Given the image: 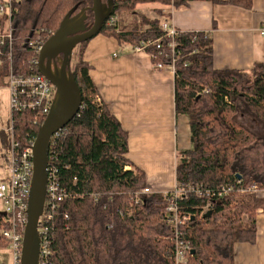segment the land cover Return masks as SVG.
<instances>
[{
	"label": "trees",
	"instance_id": "obj_1",
	"mask_svg": "<svg viewBox=\"0 0 264 264\" xmlns=\"http://www.w3.org/2000/svg\"><path fill=\"white\" fill-rule=\"evenodd\" d=\"M92 1L15 0L11 13L0 15V35L7 26L13 27L11 58L3 56L0 80H9L11 73H40L39 48L67 18L77 16ZM151 1L170 4L172 0H113L110 15L134 12L139 4ZM190 1L194 0H173V4L182 8ZM4 2L0 0V5ZM229 2L252 6V0ZM86 14L88 22L89 10ZM149 23L153 26L147 30L123 32L105 22L100 33L138 45L162 36L159 21ZM87 42L77 46L71 65L82 95L81 108L50 140L48 150V184H56L66 196L54 201V209L50 203L46 208L53 214L45 223L50 251L46 260L51 264H175L174 229L165 219L168 197L150 193L140 203H132L131 196L147 186L145 174L127 169L132 165L127 157L128 133L99 97L92 65L85 60ZM178 42L176 111L189 117L193 146L177 153L176 185L196 184L214 191L233 187L222 198L181 196L183 213L190 214L181 227L182 239L191 247L190 264H234L235 245L256 242L257 212L264 211V198L242 191L254 185L264 190V64L250 70L216 69L210 37L201 33L193 41L183 32ZM149 51L158 53L155 47ZM158 61L166 59L159 56ZM53 101L54 97L51 105ZM47 117L32 109L12 111V133L0 131V147L9 146L12 134L20 154L35 142ZM206 204L210 211L201 218ZM2 227L10 224L1 221ZM8 245L0 234V248Z\"/></svg>",
	"mask_w": 264,
	"mask_h": 264
},
{
	"label": "crops",
	"instance_id": "obj_2",
	"mask_svg": "<svg viewBox=\"0 0 264 264\" xmlns=\"http://www.w3.org/2000/svg\"><path fill=\"white\" fill-rule=\"evenodd\" d=\"M126 14L115 15L118 31L147 30L150 21L158 20L160 31L169 21L182 32L210 37L216 69L250 70L264 64V0H252L250 8L229 0H194L182 8H175L173 0L170 4L151 1ZM137 46L99 33L88 40L85 60L92 65L99 97L128 133L127 157L132 165L127 169L141 170L154 193L169 192L177 184L178 151L193 146L190 121L176 111V74L155 69L149 52H137ZM257 194L264 198V190ZM256 230L255 243L235 245L234 264H264L262 209L257 212Z\"/></svg>",
	"mask_w": 264,
	"mask_h": 264
},
{
	"label": "built area",
	"instance_id": "obj_3",
	"mask_svg": "<svg viewBox=\"0 0 264 264\" xmlns=\"http://www.w3.org/2000/svg\"><path fill=\"white\" fill-rule=\"evenodd\" d=\"M15 0H5L3 5H0V15L5 13H11L13 9V2ZM17 1V0H16ZM108 18L106 23L111 26H118L119 19L117 16H112L108 12ZM162 36L153 39L141 41L135 48L137 52L148 51L154 61V68L157 70H169L173 73H177V61L181 55L179 49L178 36L183 32L177 29L169 21H165L161 27ZM193 41H196L201 32L193 31L188 32ZM264 36V28L261 31ZM12 34L13 27L9 25L4 35H0V64L3 61V56L11 58L12 49ZM166 40V42H165ZM165 42V43H164ZM155 47L158 53H152L149 48ZM6 49V53L3 50ZM42 47L39 48L41 52ZM165 58L166 61H158V57ZM74 61V60H73ZM38 65V61L36 62ZM72 65V63H71ZM9 88L11 93L12 111H23L32 109L38 111V113L47 114L51 109V101L54 97L55 86L40 72H31L28 75L15 76L12 73L9 77ZM12 133V126L7 129ZM56 133L52 138L56 137ZM51 138V139H52ZM18 143L13 139L11 134V154L9 164L5 170V177L0 180V200L4 203L5 211L1 215L3 222L10 224L9 228L2 227L0 234L8 241L9 248L12 251L13 263L21 264L22 247L24 240L25 227L27 225L30 211H29V198L30 190L34 174L33 166V143L30 147L26 148L20 154L17 153ZM48 166V156H47ZM48 170V169H47ZM233 190L232 186L222 187L221 190L214 191L209 188H205L202 185L191 184L187 188L176 187L169 191L164 192L168 197V206L166 208L165 219L168 225L174 229V240L176 242L174 259L175 264H190L189 258L191 256L190 244L182 239L183 231L181 227L187 220L190 219V214L183 213V206L180 204V199L183 194L195 193L199 196H212L216 198H222L229 194ZM243 192H259L257 187L251 186L247 189H243ZM154 193L151 187L146 186L143 190L135 193L131 196L132 203H140L142 196L146 194ZM49 196V202L47 200ZM66 196V191L59 189L56 184H48L46 186V195L43 205V211L39 217L38 227L41 230L40 246L38 250V257L36 264H51L46 258L50 254L47 247L46 233L48 227L45 225L46 220L52 219V213H47L46 208L50 203L52 209L55 208L54 201H60ZM210 211V204H206L202 207L200 217L206 216ZM120 214L124 215L121 210Z\"/></svg>",
	"mask_w": 264,
	"mask_h": 264
},
{
	"label": "water",
	"instance_id": "obj_4",
	"mask_svg": "<svg viewBox=\"0 0 264 264\" xmlns=\"http://www.w3.org/2000/svg\"><path fill=\"white\" fill-rule=\"evenodd\" d=\"M112 3H113V0H110L109 14H111V11H112V8H111ZM92 11L94 13V23H93L92 27L87 32L80 34V35H77L74 38H72V39H70L64 43L50 44L51 40H52L51 39L48 43H46L45 46H43V48L39 54V58H38L39 71L54 86L63 88V90L65 92L63 93V96H62L63 102L61 105V111H68V112L56 125L47 129L45 132L42 131L43 130V127H42L39 136L37 137V139L33 143V158H32L33 166H34L33 179L35 180L36 197H35L33 212L32 213L30 212V216H29L27 225L25 227L23 247H22V255H21V264H30L31 262L36 264L37 257H38V253L36 255H32L30 253V251L32 249L33 237H34V234H35L37 227H38L39 217H40L41 211L43 209V205H44V201H45V195H46V188L44 186V180H43V160L41 159L40 152L42 150V147L48 146L51 138L56 133H58L60 130H62L78 114V112L81 108V102H82L81 91L78 88V86L76 85V83L74 86L70 87V86H67L60 79H57L55 76H53L48 71V69L45 67V59L49 55V53H51L55 50H58V49H64L66 54H71L74 52V50L76 49V47L80 43H82L86 40H89V39L93 38L94 36H96L97 34L100 33V31L103 27V24L105 23L106 19L109 16V15L103 14L102 0H93L92 1ZM60 31H61V29H60ZM70 70H71V67H70ZM69 92H71L75 95V101H74L72 106H71V103L68 106V103L72 102V98L67 97V94ZM44 162H46L45 166L47 167V156H46ZM192 252L194 253V250Z\"/></svg>",
	"mask_w": 264,
	"mask_h": 264
},
{
	"label": "bare ground",
	"instance_id": "obj_5",
	"mask_svg": "<svg viewBox=\"0 0 264 264\" xmlns=\"http://www.w3.org/2000/svg\"><path fill=\"white\" fill-rule=\"evenodd\" d=\"M102 8H103V14L107 15L109 10H110V0H102ZM90 10L89 8H84L83 11L73 17V18H68L63 22L61 31L57 33L53 39L51 40L50 44L54 43H64L72 38H74L77 35L83 34L87 32L91 27H88L87 30L85 26L81 31L77 33L72 32V24L74 23H80L84 22V20L87 18V11ZM92 11V8H91ZM93 12V11H92ZM85 23V22H84ZM74 53V52H73ZM73 53L71 54H66L64 49H58L55 50L46 57L45 59V67L48 69V71L55 76L57 79H60L62 82H64L67 86H74L75 85V80L74 77L71 73L69 62H72V56ZM59 56H62V66H54L53 61ZM65 91L61 87L55 86V91H54V101L51 106V109L48 113L47 120L43 126V132H45L47 129L53 127L56 125L66 114L68 111H61V105H62V96ZM67 97L72 98V102L68 103V106L71 103V106L73 105L75 101V95L71 92L67 94ZM50 145V141H49ZM49 145L48 146H43L42 150L40 152L41 159L43 160V180H44V186L46 188L47 186V167L45 166L46 162H44L46 156H48V150H49ZM35 197H36V188H35V180H32V185H31V190H30V198H29V211L32 213L34 209V203H35ZM43 211V209H42ZM41 211V212H42ZM41 230L39 227H37V230L34 234L33 237V242H32V249L30 253L32 255H36L39 250L40 246V236ZM30 264H35L31 262Z\"/></svg>",
	"mask_w": 264,
	"mask_h": 264
},
{
	"label": "rangeland",
	"instance_id": "obj_6",
	"mask_svg": "<svg viewBox=\"0 0 264 264\" xmlns=\"http://www.w3.org/2000/svg\"><path fill=\"white\" fill-rule=\"evenodd\" d=\"M89 10V17L88 21L85 19L84 22L88 27L93 25L94 23V13L91 12L92 5L88 7ZM123 16H129V14H123ZM121 23H123V17L121 18ZM128 23V22H127ZM53 39V38H52ZM77 47L74 50L72 56V62H69V65L75 62L77 58ZM60 57V56H59ZM74 60V61H73ZM71 67V66H70ZM12 122V104H11V93L9 88V80L3 79L0 80V131L7 130V128L11 125ZM11 154V143L9 146L2 148L0 147V180L5 177L3 172L6 170ZM261 191V190H259ZM5 211L4 203L0 200V214H3ZM0 220L2 218L0 216ZM0 221V224H1ZM3 222V221H2ZM13 263V255L12 251L10 250L9 246L0 248V264H12Z\"/></svg>",
	"mask_w": 264,
	"mask_h": 264
},
{
	"label": "flooded vegetation",
	"instance_id": "obj_7",
	"mask_svg": "<svg viewBox=\"0 0 264 264\" xmlns=\"http://www.w3.org/2000/svg\"><path fill=\"white\" fill-rule=\"evenodd\" d=\"M72 26L73 27H71V28H72V32L74 34L81 31V29H83L85 26H87L85 30H87V28H88V25H86V23H84V22H80V23L76 22V23L72 24ZM53 65L54 66H60V65L62 66V56L57 57L55 59V61H53Z\"/></svg>",
	"mask_w": 264,
	"mask_h": 264
}]
</instances>
